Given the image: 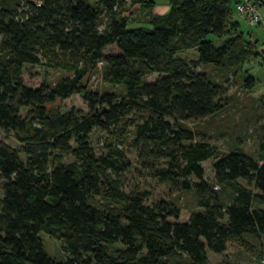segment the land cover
I'll use <instances>...</instances> for the list:
<instances>
[{
	"label": "trees",
	"instance_id": "obj_1",
	"mask_svg": "<svg viewBox=\"0 0 264 264\" xmlns=\"http://www.w3.org/2000/svg\"><path fill=\"white\" fill-rule=\"evenodd\" d=\"M166 1L164 14L131 28L114 16L123 0H0V130L19 145L0 140V264H210L206 252L219 255L244 237L258 241L264 257V136L256 161L238 143L218 155L183 125L218 112L229 77L258 53L231 33L228 0ZM209 35L228 38L214 47ZM190 49L194 60L175 56ZM41 60L70 76L26 87L22 66ZM97 63L101 81L120 94L87 89ZM150 73L159 77L147 82ZM240 80L245 90L254 86L247 74ZM72 96L84 115L53 108ZM256 101L264 114V92ZM92 129L105 134L97 154L87 140ZM124 148L157 181L192 190L200 210L178 222L172 202L146 205L147 194H125ZM61 153L72 161L60 163ZM208 160L211 182L201 167ZM40 232L68 257L50 258Z\"/></svg>",
	"mask_w": 264,
	"mask_h": 264
},
{
	"label": "rangeland",
	"instance_id": "obj_2",
	"mask_svg": "<svg viewBox=\"0 0 264 264\" xmlns=\"http://www.w3.org/2000/svg\"><path fill=\"white\" fill-rule=\"evenodd\" d=\"M123 0L121 12L114 11L115 17H127L128 27H146V23L151 15L160 12L166 5V0ZM164 9V8H163ZM232 19L236 23V32H240L243 37L255 42V51L257 56L247 60L241 69L237 70L234 77H229L226 92V99L221 103L222 108L215 114L208 116L202 120L186 121L183 125L189 130L194 131L197 140L205 141L214 146L218 155L226 154L231 147L238 143L241 145L242 152L250 156L252 159L259 161L260 152L258 145L264 136V114L256 105L257 99L264 92V28L262 26L249 27L243 20L235 16V5L231 2L229 5ZM122 15H121V14ZM260 14L264 19V9L260 7ZM235 18V19H234ZM109 18L105 15L101 17L99 29L107 22ZM228 36L220 38L209 35L207 39L217 47ZM254 49V48H253ZM176 57L185 61L194 60L196 58L195 49L175 54ZM101 64L97 63L96 68L86 79L87 89L90 91L113 92L119 93L118 87H109L101 81L100 77ZM197 72L209 73L210 66H198ZM246 71L248 76L254 80V86L251 90H245L241 86L240 77ZM70 76L69 72L57 69L51 70L43 64V60L37 65H23L21 69V79L23 84L29 88H37L44 84L52 87L61 77ZM159 77L158 74L150 73L144 76L147 82H153ZM59 112H65L72 109L78 115H84L86 112L85 104H83L77 96H72L54 106ZM24 110H21L20 116H23ZM105 134L98 130L92 129L87 137L88 143L94 154L101 152L102 143ZM0 140L11 148L17 149L18 144L10 132L0 130ZM125 159L129 167L121 174V186L125 194L129 193H145L144 203L149 205L157 201L172 202L179 208L178 222H185L191 212L199 211L196 206L195 196L192 190L183 191L179 189V181L174 184L161 183L153 178L148 172L140 168L136 155L133 151L124 148ZM18 159L24 163L25 157L18 154ZM72 161L68 153L60 154V163L66 164ZM203 176L208 182L212 181L211 160L201 164ZM189 182L193 179L189 178ZM237 183L242 187H247L245 183L238 180ZM225 192L230 193L229 189ZM1 196V191H0ZM42 244L43 251L52 259L62 261L68 257L67 252L61 243L53 240L44 233H38ZM264 236V234L262 235ZM262 254L259 242L255 239L244 237V243L239 244L229 242L224 252L214 255L206 252V259L210 264L225 262L229 264H254L260 262Z\"/></svg>",
	"mask_w": 264,
	"mask_h": 264
},
{
	"label": "built area",
	"instance_id": "obj_3",
	"mask_svg": "<svg viewBox=\"0 0 264 264\" xmlns=\"http://www.w3.org/2000/svg\"><path fill=\"white\" fill-rule=\"evenodd\" d=\"M258 0H237L235 3V16L243 20L249 27L262 26L264 19L260 14ZM264 263V260L261 261Z\"/></svg>",
	"mask_w": 264,
	"mask_h": 264
},
{
	"label": "crops",
	"instance_id": "obj_4",
	"mask_svg": "<svg viewBox=\"0 0 264 264\" xmlns=\"http://www.w3.org/2000/svg\"><path fill=\"white\" fill-rule=\"evenodd\" d=\"M231 2H234V5H235V0H228V6L230 5ZM163 8H164V9H163ZM163 8H162V10H160V12H157V13H155V14H156V15L164 14V13L168 10V7L165 5V6H163ZM230 16L232 17L231 12H230ZM234 19H235V18H234ZM230 22H231L232 24L235 23V21L232 20V19L230 20ZM235 24H236V23H235ZM235 32H236V27H234V28L231 30V33H235ZM231 33H229V34H231ZM229 34H228V35H229ZM228 35H227V36H228ZM250 41L252 42V40H250ZM252 43H253V48H254V51H255V42H252ZM243 64H244V63H243ZM243 64H242V65H243ZM242 65H241V66H242ZM241 66H240L239 69H241ZM239 69H238V70H239ZM244 74H246V71L243 72V75H244ZM250 77H251V76H250ZM251 89H252V88H251ZM251 89H250V90H251ZM261 94H262V93H261ZM261 94H260V95H261Z\"/></svg>",
	"mask_w": 264,
	"mask_h": 264
}]
</instances>
